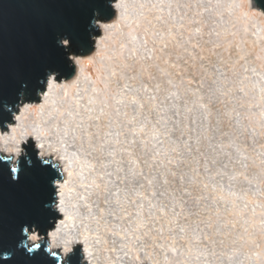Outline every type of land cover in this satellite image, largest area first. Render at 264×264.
<instances>
[{
  "label": "bare ground",
  "instance_id": "6f19581e",
  "mask_svg": "<svg viewBox=\"0 0 264 264\" xmlns=\"http://www.w3.org/2000/svg\"><path fill=\"white\" fill-rule=\"evenodd\" d=\"M114 8L94 51L73 58L74 77H50L38 105L0 131V152L15 157L31 139L63 171L51 251L66 256L81 244L87 264H264V14L250 0H115ZM177 98L209 126L216 118L210 145L232 172L209 168L210 181L201 171L208 160L183 158L198 138L174 134L165 111ZM251 171L260 176L254 192L243 186Z\"/></svg>",
  "mask_w": 264,
  "mask_h": 264
},
{
  "label": "snow or ice",
  "instance_id": "6c2138e0",
  "mask_svg": "<svg viewBox=\"0 0 264 264\" xmlns=\"http://www.w3.org/2000/svg\"><path fill=\"white\" fill-rule=\"evenodd\" d=\"M35 2L39 7L23 22L10 48L0 33V121L10 119L9 105L15 108L22 98L42 90V78L69 62L68 53L87 40L94 10L103 7L102 0ZM14 150L16 156L5 159L15 160V165L0 168V246L10 238L16 241L4 252L13 264H51L47 249L40 243L29 246L28 239L39 237V220L50 212L56 174L31 141ZM8 204L13 209L10 215L5 211Z\"/></svg>",
  "mask_w": 264,
  "mask_h": 264
},
{
  "label": "water",
  "instance_id": "95a60500",
  "mask_svg": "<svg viewBox=\"0 0 264 264\" xmlns=\"http://www.w3.org/2000/svg\"><path fill=\"white\" fill-rule=\"evenodd\" d=\"M114 1L115 0H102L103 7L98 8L94 10L93 17L94 19L90 22V26L88 29V35L86 42L79 47L75 52H69L67 59L68 63L65 65H60L58 67V70L53 73H49L46 77L42 78V90L37 89L35 94L32 95L28 99L22 98V103H19L13 108L11 105H9V111L11 112L10 119H5L3 121H0V131L2 133H5L8 131V129L15 123V115L20 111V109L25 105H38L42 95L45 93L47 89L48 80L50 77H54L53 80L57 83H63L71 78L74 77L76 72V66L73 62V58L75 57H85L89 56L95 49V41L96 38L101 36L100 35V28L99 23H109L114 20L115 16V8H114ZM252 6L254 9L260 10L264 14V0H250ZM39 6L35 2V0H0V33H2L4 43L7 47H11L18 31L23 24L25 20H27L29 17H31L34 12L37 10ZM185 97V96H184ZM182 99V98H181ZM180 100V105L176 107V105L179 103L178 98L174 100V105L168 110L165 111V114L167 115L168 122H171L170 116L173 115L176 118V123L173 124L174 128V134L178 132L177 134H181V137L184 138V130L187 132L190 131L193 135L196 136L198 139H193L191 141L190 149L191 152H185V154H182L183 158H192L193 154L198 155L200 160L202 162H205L208 160L209 166L201 168V171L205 173L207 176V173L210 171L209 168L213 170H224L226 172H232V168L228 165L229 163H225L222 157L216 156L218 152L222 153V150L219 149L218 146L215 144L211 147L210 143L217 141L219 139V131L220 127L218 124V121L216 118L214 119V127L209 126L210 123H208L207 117L201 113V111H194L189 114L187 112V108L184 106L183 100ZM184 99V98H183ZM175 106V107H174ZM180 113V116L178 115ZM197 115V116H196ZM195 120V121H194ZM167 125V124H163ZM188 126L191 127L190 130H188ZM208 129L211 131L212 136L210 138H207L206 134L208 133ZM163 130H165L163 126ZM172 134V138L175 137V135ZM227 140L230 139V137H226ZM178 140L180 138H177ZM29 141L32 142V145L34 146V150L38 151V148H36V145L34 144V140L27 139L23 145L27 144ZM207 146V152L204 151V147ZM215 147V149H213ZM237 147L232 141L230 142V150L233 152L234 156H241V153L237 151ZM199 149H202L204 151L203 157L200 154ZM214 150V151H213ZM216 150V151H215ZM224 155H228L227 153L223 152ZM143 157L145 156L144 153H142ZM13 157L12 155H9ZM6 154L0 152V168L7 169L9 166H14L16 161H8L5 159V157H9ZM31 155L29 154L26 159H30ZM219 159V160H218ZM243 159V169L246 170L245 162H247V158L244 156ZM50 163V166L52 167L53 171L56 174V193L54 197V202L50 203V212L44 214L40 220H39V236H41V240L38 242L42 245V249H47V256L49 258V261L51 264H87L85 262V259L83 257V248L81 247V244H76L73 248V250L67 254L66 256H63L61 251L55 250L51 251L50 243L48 241L47 235L49 232L53 231V228L56 226V222L58 220H61V214L56 210L57 208V202H58V189H57V182H62L64 179V174L62 169L60 168V165L57 163L52 162L50 159H47ZM194 160V159H193ZM190 163V162H189ZM190 166L198 167V163H190ZM219 166V167H218ZM194 173V172H193ZM251 176V183L247 184L244 183L243 186L248 187L250 191L254 192L257 190L256 182L259 180L260 176L257 174V172L251 171L249 173ZM169 176V174H167ZM184 180L187 183H192L194 181V175L192 177L189 173H184ZM207 178L210 180L209 176ZM157 181L160 182L161 189L165 192L166 195H168L171 199H173V196L171 193H169L167 190L173 187L172 184L166 185L164 180L162 179L161 174H157L155 178ZM213 181V180H210ZM174 182L178 183V180L176 179ZM157 186V185H155ZM238 184H235L231 180L230 190H234ZM160 189V188H159ZM187 195V194H186ZM162 198L165 197V195H160ZM5 211L10 215L13 211L10 204L6 205ZM35 227V225L33 226ZM45 241L47 243H45ZM14 239H8L5 241V243L0 246V264H13L11 260H6L4 256L5 250H7L10 246H14L15 244ZM29 246H33L36 243H32L30 241V237L28 239ZM53 252H57L58 254L56 256H52L51 254Z\"/></svg>",
  "mask_w": 264,
  "mask_h": 264
},
{
  "label": "rangeland",
  "instance_id": "374dc122",
  "mask_svg": "<svg viewBox=\"0 0 264 264\" xmlns=\"http://www.w3.org/2000/svg\"><path fill=\"white\" fill-rule=\"evenodd\" d=\"M89 62H87V64H88Z\"/></svg>",
  "mask_w": 264,
  "mask_h": 264
}]
</instances>
